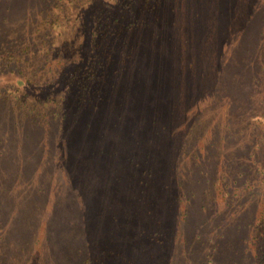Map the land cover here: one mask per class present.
<instances>
[{
	"label": "rangeland",
	"instance_id": "374dc122",
	"mask_svg": "<svg viewBox=\"0 0 264 264\" xmlns=\"http://www.w3.org/2000/svg\"><path fill=\"white\" fill-rule=\"evenodd\" d=\"M6 1L0 0V7ZM17 2L24 4L25 18L30 13L28 23L39 10L54 21L56 45L82 37V17L94 16L89 3L83 10L69 7L63 30L69 32L60 37L56 0ZM158 12L146 18L149 34L162 30L161 39H150L157 46L152 62L158 85L152 92L161 91L159 98L123 99L129 75L118 72L110 85L103 84L108 96L98 113L74 111L78 93L59 83V62L53 73L41 76L47 66L36 57L31 66L38 62L39 74L29 85L0 72V92L13 84L36 103L68 92L72 106L49 125L26 123L40 132L37 147L23 149L16 133L0 131V158H5L0 160V236L13 226L28 194L37 193L30 207L36 262L69 264L86 249L92 258L98 254L96 264H102L104 253V264H165L166 249L140 236L158 230L179 246L171 250L172 264H185L187 234L201 240L190 263L200 264L196 259L202 254L211 264H231V258L217 254L220 235L246 244L250 231L243 227L253 219L264 225V0H164ZM50 60L57 62L53 55ZM18 123L14 119L11 129L21 130ZM45 127L51 128L50 140ZM21 159L28 163L20 174ZM153 215L157 221H151ZM188 215L195 222L187 229ZM26 259L25 251L6 253L7 262L31 264Z\"/></svg>",
	"mask_w": 264,
	"mask_h": 264
},
{
	"label": "trees",
	"instance_id": "16d2710c",
	"mask_svg": "<svg viewBox=\"0 0 264 264\" xmlns=\"http://www.w3.org/2000/svg\"><path fill=\"white\" fill-rule=\"evenodd\" d=\"M66 1L69 4L65 3L64 0H56V8L59 9L56 11V28L60 30V32H56H58L60 37L63 34L68 35L69 32L63 31L69 20L67 14L69 7L80 6L83 10L82 5L89 3L90 6L88 8H90L94 16L89 14L85 18L82 17L81 22H84L80 26L83 33L82 37L71 38V43H69L68 39L64 38L59 45L54 43V21L49 19L47 14L39 10L37 17L34 20L33 18L29 20H33V22L28 23L30 13L27 14L26 19L24 17L26 14L24 4L18 3L17 0H9L6 1L8 3L5 7L1 5L0 72L11 75L13 79L17 76L19 85L23 83L29 85L35 83L34 80L39 74V72L36 74V69L40 66L37 64L38 62L43 61L45 66H47L46 71L40 72L41 76L53 73V67L56 63L59 62L58 65L61 63L59 67L56 65V76H59V83H67L72 87L73 91L78 93L74 111H79L80 107H83V110L87 109L86 111L98 113L100 107L103 108L106 105V103L102 104L105 100L104 94L108 96L107 91L103 88V84L110 85V80H115L118 72L119 75L121 73L120 77L123 78L129 75L127 79L128 86L123 99H126V96L130 97L132 95L141 102L148 99L147 97L152 99L154 96L152 92L153 87L158 85L154 75L155 65L152 62L153 59H157L155 52L157 46L150 39H152L153 35L161 39L162 30L160 28L157 32L152 33V35L149 34L148 28L150 22H148L146 17L150 16V14L158 17L156 13H159L158 8L162 7L164 0ZM85 9L86 7H84V11L86 12ZM53 10L54 7L51 8V11ZM35 14L33 13V15ZM87 23L90 24L89 27ZM22 30H25V33ZM23 33L24 36H21ZM50 35H52V38L48 40V36ZM16 39L22 40L21 46H17ZM36 49L38 50L36 51ZM77 52H79V57L76 55ZM51 55L56 57L57 62H51ZM36 57H38V62L32 67L31 62ZM115 59L121 63L120 67H117L118 63ZM19 74H23V77H20ZM20 78L23 82L20 81ZM51 82L54 83V81ZM10 85H12L10 90L5 89L0 92V131L1 128H5L8 131L16 133L15 135L22 138L20 142L23 149H27L28 145L37 147L40 132L32 129L26 123L32 122L33 124H38V121L42 120L45 124L47 122V125H49L52 121L63 118L65 112L72 107L69 106L68 92H64L59 97H56L54 101L45 99L41 103H36L26 92H23L19 88L13 89V84ZM46 93L47 91L44 92V94ZM160 95L161 91L157 92L154 97L159 98ZM109 98H112L111 95ZM154 101H156V98ZM14 119L20 122L18 125H20L21 130L14 131L11 129L10 126ZM45 128L50 140L51 128ZM4 159L0 158V160ZM27 163L22 160L17 165V173L21 174L22 170L24 173ZM179 186L182 188L180 184ZM28 195L30 199L28 203L20 204L24 208L20 210L18 215L13 216V226L6 229L0 236V264H16L14 261H6V253L10 256L23 253L24 251L27 255L26 263L50 264L46 259L42 263L36 262L38 258L33 252L34 245H31L30 239L32 235L31 223L33 225L35 222V212L30 213V207L38 194L33 191ZM186 196L188 197V193ZM2 214L3 211H0V215ZM153 217L154 219L151 221H157L154 215ZM186 217L183 224L188 229L195 222V218L191 215ZM255 223L256 221L253 219L247 227H243V229L247 228L250 231L246 244L244 240H241L237 244L231 243V237L225 240L227 236L220 235V238L224 237L222 238L224 240H221L222 244L217 246L220 249L217 253L219 258L223 260L224 258H231V264H238L233 259L237 260L236 257L241 256L243 260L244 258L246 259V264H264V225L259 222ZM164 232L154 230L146 233L141 231L140 236L146 235V238L150 236V239L155 241L152 244H157L160 250L166 249L168 257L164 254L163 260L165 264H172L175 254L174 251L171 253V250L175 247V251L177 252L176 247L179 246H176L173 240L170 241L168 235ZM163 235L167 238L158 240ZM187 235L184 237V243L187 245V248L183 249L181 254L185 258V264H192L190 263V258L193 259L191 256H193L194 248L200 249L198 244L201 240L198 237L191 239ZM167 243L168 245H166ZM211 244L215 248L214 243ZM169 253L172 254L171 258L169 257ZM93 258L92 252H86L85 249L84 253L78 252L69 264H96L94 261L98 259V254H95ZM99 258L102 264L106 263L105 253L104 255L99 254ZM196 260L200 264H211L206 260V256L202 254ZM176 261L180 260L176 258Z\"/></svg>",
	"mask_w": 264,
	"mask_h": 264
}]
</instances>
